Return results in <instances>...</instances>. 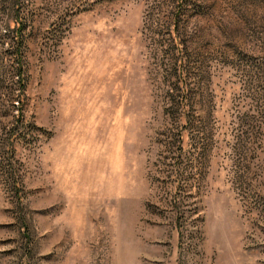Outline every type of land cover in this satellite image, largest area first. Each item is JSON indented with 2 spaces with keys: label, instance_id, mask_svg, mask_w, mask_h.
<instances>
[{
  "label": "rangeland",
  "instance_id": "obj_1",
  "mask_svg": "<svg viewBox=\"0 0 264 264\" xmlns=\"http://www.w3.org/2000/svg\"><path fill=\"white\" fill-rule=\"evenodd\" d=\"M0 264H264V0H0Z\"/></svg>",
  "mask_w": 264,
  "mask_h": 264
},
{
  "label": "trees",
  "instance_id": "obj_2",
  "mask_svg": "<svg viewBox=\"0 0 264 264\" xmlns=\"http://www.w3.org/2000/svg\"><path fill=\"white\" fill-rule=\"evenodd\" d=\"M17 31H19V29H17L16 30V35L18 36V32ZM16 43H17V51H19V49H20V46H21V43H20V41L18 40V38H17V40H16ZM20 54H19V52H17V56H19ZM19 58V57H18ZM186 95V96H185ZM182 100L181 101H184L185 100V98H187V94L186 93H184L183 95H182Z\"/></svg>",
  "mask_w": 264,
  "mask_h": 264
}]
</instances>
